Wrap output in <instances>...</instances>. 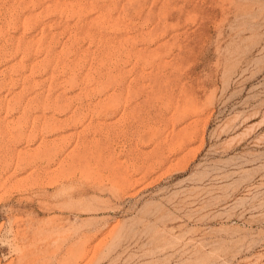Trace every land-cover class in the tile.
I'll list each match as a JSON object with an SVG mask.
<instances>
[{
    "label": "rangeland",
    "instance_id": "1",
    "mask_svg": "<svg viewBox=\"0 0 264 264\" xmlns=\"http://www.w3.org/2000/svg\"><path fill=\"white\" fill-rule=\"evenodd\" d=\"M0 264H264V0H0Z\"/></svg>",
    "mask_w": 264,
    "mask_h": 264
}]
</instances>
